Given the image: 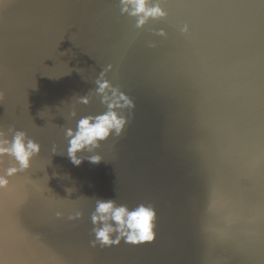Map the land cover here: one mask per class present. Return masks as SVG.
<instances>
[{
  "label": "water",
  "instance_id": "1",
  "mask_svg": "<svg viewBox=\"0 0 264 264\" xmlns=\"http://www.w3.org/2000/svg\"><path fill=\"white\" fill-rule=\"evenodd\" d=\"M147 2L140 24L122 0H0V138L41 146L0 154V264H264V0ZM108 111L123 130L74 164L67 131ZM100 200L154 208L155 239L101 243Z\"/></svg>",
  "mask_w": 264,
  "mask_h": 264
},
{
  "label": "clouds",
  "instance_id": "2",
  "mask_svg": "<svg viewBox=\"0 0 264 264\" xmlns=\"http://www.w3.org/2000/svg\"><path fill=\"white\" fill-rule=\"evenodd\" d=\"M124 5L123 11L129 12L131 15L139 16V23L143 24L150 16L162 14V10L156 7H150L147 0H122ZM98 91L104 92L111 85L108 81H98ZM132 103L126 96L123 97ZM87 102V98H84ZM116 101L110 107H115ZM126 123V120L119 116L115 111H108L97 117H85L78 123V129L73 132L72 129L67 131V135L71 137L68 153L73 163L79 165L82 160L77 156V153L86 147L98 146L101 140L106 139L115 130L119 134ZM0 137L3 133L0 132ZM26 133L17 132L11 146L7 140L0 138V154L10 153L20 162L21 169H25L30 165V158L40 151V145L33 141L25 142ZM99 156L91 157V162H100ZM17 169H10L9 174L14 173ZM8 183L5 176L0 175V186ZM96 213L93 220L107 221L112 219L117 222V228L110 224H105L103 228L97 230V237L103 244L119 243V238L115 241L112 239V233L119 231L121 236H126L128 242L141 243L155 239V219L156 211L154 208L140 205L134 210H129L127 206H117L114 200H100L97 202Z\"/></svg>",
  "mask_w": 264,
  "mask_h": 264
}]
</instances>
